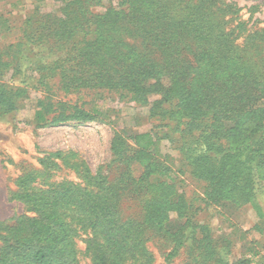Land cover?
<instances>
[{
    "label": "trees",
    "instance_id": "1",
    "mask_svg": "<svg viewBox=\"0 0 264 264\" xmlns=\"http://www.w3.org/2000/svg\"><path fill=\"white\" fill-rule=\"evenodd\" d=\"M235 8L226 0H119L92 12L90 0H65L60 13L30 16L25 39L57 50L55 59L34 63L39 84L57 77L65 95L120 91L149 107L151 117L177 122L182 154L207 182V197L246 204L264 182V29L239 42L243 24L229 27ZM1 56L0 77L14 61ZM51 96L39 101L36 117L44 124L94 117L66 100L50 103ZM28 97L27 86L0 84V117ZM56 105L58 115L50 119ZM156 141L151 132L134 136L139 153L151 151ZM41 162L46 165V157ZM32 178L22 181L16 198L35 216L2 224L7 236L0 264H79L77 234L64 212L81 209V203L90 214L84 224L94 231L86 248L91 264H149L141 225L110 214L118 202L112 187L61 183L34 190L28 187Z\"/></svg>",
    "mask_w": 264,
    "mask_h": 264
},
{
    "label": "rangeland",
    "instance_id": "2",
    "mask_svg": "<svg viewBox=\"0 0 264 264\" xmlns=\"http://www.w3.org/2000/svg\"><path fill=\"white\" fill-rule=\"evenodd\" d=\"M118 1L90 0V10L102 12ZM64 2L0 0V53L3 61L14 60L0 84L29 87V97L19 100V109L0 117V248L7 236L2 224L35 216L16 198L22 181L33 177L28 187L34 190L61 183L88 190L112 187L118 202L109 213L141 225L138 232L149 264H237L238 260L264 264V182L246 204L225 198L213 202L206 195L207 182L194 174L182 154L177 122L151 117L149 107L120 91L65 95L57 77L45 80L47 86L38 83L34 63L55 59L57 50L51 44L28 42L25 23L30 16L60 13ZM226 2L237 7L236 14H228L229 27L241 23L245 28L238 29L239 42L249 32L264 29V0ZM21 44L27 47L18 52ZM15 66L22 70L20 74ZM47 94L52 95L50 103L66 100L94 117L44 124L36 115L39 101ZM55 107L50 119L58 115ZM147 131L154 134L156 145L139 153L134 136ZM44 157L46 165L41 162ZM89 215L84 203L81 209L64 212L77 234L79 264L92 263L86 248L94 231L84 224Z\"/></svg>",
    "mask_w": 264,
    "mask_h": 264
},
{
    "label": "crops",
    "instance_id": "3",
    "mask_svg": "<svg viewBox=\"0 0 264 264\" xmlns=\"http://www.w3.org/2000/svg\"><path fill=\"white\" fill-rule=\"evenodd\" d=\"M147 132H150V131H147Z\"/></svg>",
    "mask_w": 264,
    "mask_h": 264
}]
</instances>
